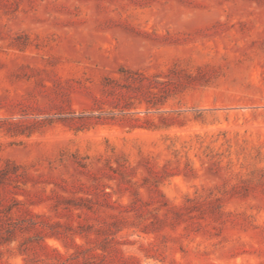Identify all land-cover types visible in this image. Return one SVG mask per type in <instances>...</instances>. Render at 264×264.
I'll return each mask as SVG.
<instances>
[{
    "label": "rangeland",
    "instance_id": "obj_1",
    "mask_svg": "<svg viewBox=\"0 0 264 264\" xmlns=\"http://www.w3.org/2000/svg\"><path fill=\"white\" fill-rule=\"evenodd\" d=\"M0 264H264V0H0Z\"/></svg>",
    "mask_w": 264,
    "mask_h": 264
}]
</instances>
